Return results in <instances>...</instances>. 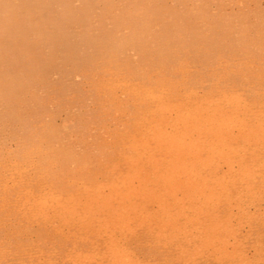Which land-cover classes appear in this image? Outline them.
<instances>
[{
  "label": "rangeland",
  "instance_id": "1",
  "mask_svg": "<svg viewBox=\"0 0 264 264\" xmlns=\"http://www.w3.org/2000/svg\"><path fill=\"white\" fill-rule=\"evenodd\" d=\"M263 121L264 0H0V264H264Z\"/></svg>",
  "mask_w": 264,
  "mask_h": 264
},
{
  "label": "bare ground",
  "instance_id": "2",
  "mask_svg": "<svg viewBox=\"0 0 264 264\" xmlns=\"http://www.w3.org/2000/svg\"><path fill=\"white\" fill-rule=\"evenodd\" d=\"M235 98V97H234ZM214 108V107H213ZM208 110V109H207ZM165 111V110H164ZM213 115V114H212ZM159 119V118H158ZM235 121V120H234ZM185 122V121H184ZM264 122V121H263ZM174 123V122H173ZM159 124V123H158ZM194 125V124H193ZM213 125V124H212ZM243 125V124H242ZM240 126V125H239ZM255 126V125H254ZM176 127V126H175ZM233 128V127H232ZM235 128H236V126H235ZM184 129V128H183ZM217 129V128H216ZM159 130V129H158ZM211 130V129H210ZM237 130H239V129H237ZM211 134V133H210ZM261 134V133H260ZM181 135V134H180ZM179 135V136H180ZM238 137V136H237ZM164 138V137H163ZM213 140V139H212ZM246 141V140H245ZM161 144V143H160ZM179 144V143H178ZM206 144V143H205ZM200 150V149H199ZM180 152V151H179ZM217 152V151H216ZM222 153V152H221ZM253 155V154H252ZM195 156V155H194ZM181 159V158H180ZM197 159V158H196ZM242 160V159H241ZM236 162V161H235ZM230 164V163H229ZM214 180V179H213ZM212 181V180H211ZM165 182V181H164ZM221 195V194H220Z\"/></svg>",
  "mask_w": 264,
  "mask_h": 264
}]
</instances>
